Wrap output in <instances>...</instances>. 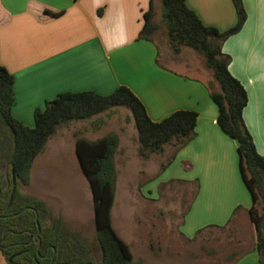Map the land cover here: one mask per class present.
<instances>
[{"label":"crops","instance_id":"1","mask_svg":"<svg viewBox=\"0 0 264 264\" xmlns=\"http://www.w3.org/2000/svg\"><path fill=\"white\" fill-rule=\"evenodd\" d=\"M242 1L246 22L238 34L226 40L223 52L232 59L231 74L248 93L249 102L243 117L258 153L264 157V0ZM186 2L205 25L221 32L231 29L237 22L232 0ZM149 3L150 0H0V66L15 79L13 116L30 128L34 127V111L61 93L93 91L109 95L120 86L128 87L142 101L155 122L179 110L196 111L199 116L195 131H200L197 140L202 141L201 146L205 151L208 149L209 154L215 150L225 151L231 167L235 166L233 172L237 177L233 180L225 177L228 189L221 188L220 193L217 187L219 199L214 200L216 204L205 205L211 211L222 210L216 220L198 223L193 217L189 220L190 214L187 215L189 221L182 228L180 225L179 235L186 244H193L203 240L201 236H195L203 228H214L211 233L217 229L224 232L231 224H237L238 229L245 220L237 223L236 219L233 222L230 219L227 222L231 211L236 207L235 211L241 213L245 208L242 216L248 214L251 218V200L240 180L238 144L225 135L217 123L218 107L211 100L209 89L213 74L202 65L204 58L190 48H182L176 54L169 42L159 46L153 38L156 32L150 40L139 38ZM60 12L63 14L54 16ZM158 13L161 14V9ZM198 56L201 65L198 61L194 63ZM188 73L192 76L186 75ZM133 125V129L136 128L135 122ZM135 133L133 148L138 155V135ZM119 148L120 144L117 150ZM166 148L173 150L169 146ZM164 151L152 154L149 160L161 157ZM185 154L187 151L181 155ZM128 156L129 153H125V158ZM195 180L193 178L192 182ZM198 190L190 209L192 212L195 208V214L202 199L199 196L201 190L197 195ZM236 216L240 215L233 214ZM250 224L255 229L252 220ZM174 249L175 246H171L170 261L165 264H183L182 252L176 254ZM251 253V258H242V261L238 256L239 260L234 264H259L256 249ZM134 260L147 264L143 259ZM184 260V264H192L189 257ZM0 264H6L1 251Z\"/></svg>","mask_w":264,"mask_h":264},{"label":"trees","instance_id":"2","mask_svg":"<svg viewBox=\"0 0 264 264\" xmlns=\"http://www.w3.org/2000/svg\"><path fill=\"white\" fill-rule=\"evenodd\" d=\"M160 1L172 51L178 54L182 48H190L204 58L205 66L212 71L213 83L209 89L211 100L218 107L217 123L238 144L245 184L253 198L249 214L257 232L258 261L264 264V157L258 153L244 121L248 93L231 74L232 59L223 52L226 40L238 34L246 22L243 1L232 0L237 22L225 32L205 25L186 0ZM154 16V0H150L139 38L150 40L159 29ZM14 84V76L0 66V170L7 168L6 176L0 174V251L7 264H142L134 260L130 246L117 234L112 221L117 184V134L110 133L96 141L79 138L75 143L78 162L92 191L96 240L101 250L99 262L92 255L90 242L72 232L61 217L53 216L44 200L21 193L19 186L30 185L35 160L64 124L91 119L115 107L129 109L137 130L138 154L147 159L162 153L167 145L181 148L193 140L198 113L179 110L155 122L142 101L128 87L120 86L109 95L93 91L61 93L34 111V127L30 128L13 116ZM258 205L260 212L256 210ZM26 208L38 213L39 250L34 239L38 231L35 213L32 210L22 213ZM46 220L49 223L45 225Z\"/></svg>","mask_w":264,"mask_h":264},{"label":"rangeland","instance_id":"3","mask_svg":"<svg viewBox=\"0 0 264 264\" xmlns=\"http://www.w3.org/2000/svg\"><path fill=\"white\" fill-rule=\"evenodd\" d=\"M160 9V0H154V11L157 13L154 22L159 25V29L153 38L160 43L159 46L168 42L162 16L158 13ZM201 58L198 56L194 63L198 61L201 65ZM186 75L192 76V73ZM133 122L129 109L115 107L91 119L60 126L35 160L30 185H20V192L44 200L53 216L61 217L72 232L78 233L82 239L92 244V255L99 262L101 250L96 240L92 191L78 162L75 143L79 138L96 141L110 133H117L120 148L116 157L117 184L112 208L113 225L117 233L131 246L135 259H143L147 264H165L170 261L171 246H175L176 254L182 252L183 264L186 263V257L190 258L189 263L192 264H234L239 258L242 261V258L250 257L251 250L256 249L257 232L250 224L252 219L248 214L242 216L245 208L240 213L235 211V207L227 221L231 219L233 222L236 219L240 223L245 220L238 229L235 227L237 224H231L224 232L217 229L211 233L214 228L206 227L195 235L201 236L203 240L193 244H186L185 239L178 233L180 225L182 228L190 217L200 223L216 220L222 213V210L206 209L205 205L216 204L214 200L219 199L216 188L219 187L221 193V188L227 187L225 177L229 180L237 177L233 172L235 166L231 167L226 152L215 150L209 154L208 149L205 151L201 146L202 141L197 140L200 131H195L194 139L181 148L167 145L166 147L173 148L172 152L166 148L161 157L143 159L133 148L136 143L135 131L137 132L136 128L135 131L133 129ZM220 130L222 131L221 128ZM182 151H187V154L181 155ZM125 153H129L128 159L125 158ZM237 166L240 167L239 162ZM6 169H1L0 174L6 176ZM236 170L238 171L237 168ZM240 175L241 182L246 186L241 172ZM193 178H196L194 182ZM198 189L201 190L200 195ZM246 189L249 192L247 186ZM197 190V195L202 199L197 204L198 210L195 214V208L192 212L190 209ZM247 197L252 206L250 192ZM260 209V205L256 206L258 212ZM236 213L240 216L233 217ZM48 223L49 220L44 222L45 225ZM173 242L176 244L173 245ZM227 256L230 257L229 260ZM238 256L240 257L237 258Z\"/></svg>","mask_w":264,"mask_h":264},{"label":"water","instance_id":"4","mask_svg":"<svg viewBox=\"0 0 264 264\" xmlns=\"http://www.w3.org/2000/svg\"><path fill=\"white\" fill-rule=\"evenodd\" d=\"M240 172H241V174H242L243 181L245 182V179H244V176H243V171H242L241 164H240ZM14 183H15V180H14ZM245 183H246V182H245ZM249 192H250V190H249ZM250 193H251V192H250ZM251 196H252V194H251ZM27 210H32V211H34V213H35V219H36V222H37L38 231H37L36 235L34 236V239H35V241H36V243H37V245H38V250H39V248H40V243H39V241L37 240V237H38V235L40 234V226H39V224H38V213H37V211H36L35 209H32V208H26L24 211H22V213H24V212L27 211ZM54 255H55V250H54ZM54 255H53V257H54Z\"/></svg>","mask_w":264,"mask_h":264}]
</instances>
